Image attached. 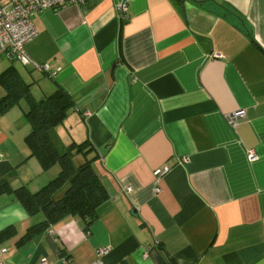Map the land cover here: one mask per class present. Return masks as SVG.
I'll list each match as a JSON object with an SVG mask.
<instances>
[{
    "label": "crops",
    "instance_id": "0c3cea01",
    "mask_svg": "<svg viewBox=\"0 0 264 264\" xmlns=\"http://www.w3.org/2000/svg\"><path fill=\"white\" fill-rule=\"evenodd\" d=\"M30 19L31 62L1 53L0 72L35 99L70 95L51 135L90 141L108 195L90 224L24 237L35 218L0 192V264H264V0H89ZM26 108L0 110V183L36 191L59 169L29 155Z\"/></svg>",
    "mask_w": 264,
    "mask_h": 264
},
{
    "label": "trees",
    "instance_id": "16d2710c",
    "mask_svg": "<svg viewBox=\"0 0 264 264\" xmlns=\"http://www.w3.org/2000/svg\"><path fill=\"white\" fill-rule=\"evenodd\" d=\"M0 84L5 93L0 97V110L26 100L24 117L30 124L24 141L29 155L35 156L42 169L58 166L57 174L36 191L25 186L15 189L7 182L0 183V192L12 191L35 222L26 229L24 237L48 226L68 215H77L86 225L96 218L97 206L107 197L108 192L102 181V170L95 162L90 141L70 142L60 149L53 139V128L62 121L73 101L60 87L40 99H35L26 83L14 66L9 65L0 72ZM85 154L80 163L72 159L74 152Z\"/></svg>",
    "mask_w": 264,
    "mask_h": 264
},
{
    "label": "built area",
    "instance_id": "2783aa9c",
    "mask_svg": "<svg viewBox=\"0 0 264 264\" xmlns=\"http://www.w3.org/2000/svg\"><path fill=\"white\" fill-rule=\"evenodd\" d=\"M89 0H0V54L18 61L24 65L29 64L30 58L25 52L24 45L36 33L31 22L34 9H60L69 5L82 6ZM125 10V8H123ZM40 70L54 75L46 65H40ZM243 110L233 111L226 116L230 125H236L238 118L243 116ZM167 168H161L156 174L162 175ZM99 263V262H98ZM40 264H47L45 260Z\"/></svg>",
    "mask_w": 264,
    "mask_h": 264
},
{
    "label": "rangeland",
    "instance_id": "374dc122",
    "mask_svg": "<svg viewBox=\"0 0 264 264\" xmlns=\"http://www.w3.org/2000/svg\"><path fill=\"white\" fill-rule=\"evenodd\" d=\"M16 63H17L19 66L22 65L20 62H16ZM62 122H63V121H62ZM62 122H60L58 125L62 124ZM69 138H70V137H68V139H69ZM70 141H73V139L70 140ZM70 141H68V142H70ZM77 154H78V153H77ZM74 162H75V163H78L77 160H74ZM57 167H58L57 165L54 166V169L52 170V171H53L52 173H54V171L57 169Z\"/></svg>",
    "mask_w": 264,
    "mask_h": 264
}]
</instances>
